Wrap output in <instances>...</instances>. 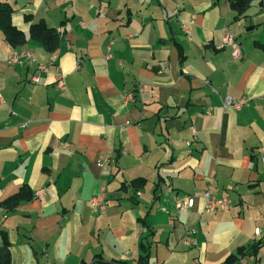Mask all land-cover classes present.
<instances>
[{"label": "crops", "instance_id": "crops-1", "mask_svg": "<svg viewBox=\"0 0 264 264\" xmlns=\"http://www.w3.org/2000/svg\"><path fill=\"white\" fill-rule=\"evenodd\" d=\"M4 1L27 36L13 47L0 29L11 264H139L143 243L148 264H264V0L243 15L231 0ZM40 21L63 32L57 51L29 36ZM25 184L34 198L3 207ZM209 188L228 200L210 212Z\"/></svg>", "mask_w": 264, "mask_h": 264}, {"label": "trees", "instance_id": "trees-1", "mask_svg": "<svg viewBox=\"0 0 264 264\" xmlns=\"http://www.w3.org/2000/svg\"><path fill=\"white\" fill-rule=\"evenodd\" d=\"M252 0H231L232 9L237 12V15H243L250 7ZM14 9L7 1L0 0V29L3 31L6 41L13 47L24 45L27 43V36L23 30L19 29L12 21ZM29 36L43 44L49 52H55L59 49L63 39V32L55 27H49L45 21L34 23L30 26ZM264 49V46H263ZM186 56L180 48V63L182 64ZM137 182L146 183V179L138 178L132 180V185L137 186ZM34 198V193L28 185L20 187L19 191L5 199L1 204L3 207L12 210L15 209L20 202L31 200ZM145 223L144 219H141ZM2 244L0 245V264H11V243L7 232H1ZM256 249L264 247V243L256 244ZM141 248L145 254L139 257V264H148L150 257V248L146 244H141ZM239 260L238 255H230L226 259V264H236ZM83 264H126L119 260L106 261L101 257L95 258L91 262H83Z\"/></svg>", "mask_w": 264, "mask_h": 264}, {"label": "built area", "instance_id": "built-area-1", "mask_svg": "<svg viewBox=\"0 0 264 264\" xmlns=\"http://www.w3.org/2000/svg\"><path fill=\"white\" fill-rule=\"evenodd\" d=\"M224 42L226 44H228L229 46L232 47V52H233V56L235 58H240L241 57V50H240V44L239 42L236 40L235 36L232 33H226L225 37H224ZM18 60V56L17 55H11L9 58V62L10 63H14ZM41 68L45 69V66H41ZM35 79L38 80V76H35ZM127 99H132V94H129L126 96ZM250 101V97L245 96V97H241V98H233L231 96H226L223 99V106L225 107H231L235 110H239L241 109L243 106L247 105ZM194 136L196 135V131H193ZM105 161V160H103ZM205 199L207 200L206 203V211L210 212V211H214L218 208H220L221 206L225 205L228 200L226 198H221L218 199L216 197H214L211 193L210 188L205 192L204 194ZM99 198L100 197H95L92 199V203L94 205L99 203ZM194 198L192 197H186L182 200H177L176 202V206L180 209H186V208H191L192 206H194ZM194 230H191V233H193ZM255 239H258L259 242L264 243V231L261 230L260 228H257L255 231ZM192 241V237H187L186 239V244H190Z\"/></svg>", "mask_w": 264, "mask_h": 264}]
</instances>
